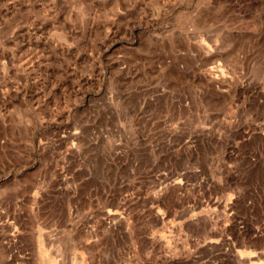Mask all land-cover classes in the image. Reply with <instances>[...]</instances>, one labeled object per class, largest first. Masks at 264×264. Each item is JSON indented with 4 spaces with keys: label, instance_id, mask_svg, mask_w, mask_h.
<instances>
[{
    "label": "rangeland",
    "instance_id": "1",
    "mask_svg": "<svg viewBox=\"0 0 264 264\" xmlns=\"http://www.w3.org/2000/svg\"><path fill=\"white\" fill-rule=\"evenodd\" d=\"M0 264H264V0H0Z\"/></svg>",
    "mask_w": 264,
    "mask_h": 264
}]
</instances>
